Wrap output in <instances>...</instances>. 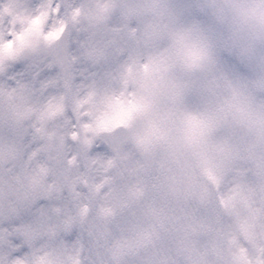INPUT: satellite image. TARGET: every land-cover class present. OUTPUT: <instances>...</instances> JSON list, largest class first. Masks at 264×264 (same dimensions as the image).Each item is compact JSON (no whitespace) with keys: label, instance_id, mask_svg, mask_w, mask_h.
Listing matches in <instances>:
<instances>
[{"label":"clouds","instance_id":"clouds-1","mask_svg":"<svg viewBox=\"0 0 264 264\" xmlns=\"http://www.w3.org/2000/svg\"><path fill=\"white\" fill-rule=\"evenodd\" d=\"M0 264H264V0H0Z\"/></svg>","mask_w":264,"mask_h":264}]
</instances>
